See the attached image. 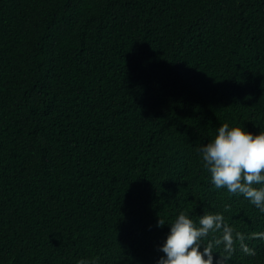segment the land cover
I'll return each mask as SVG.
<instances>
[{
    "label": "trees",
    "instance_id": "16d2710c",
    "mask_svg": "<svg viewBox=\"0 0 264 264\" xmlns=\"http://www.w3.org/2000/svg\"><path fill=\"white\" fill-rule=\"evenodd\" d=\"M240 235L264 264V0H0V264Z\"/></svg>",
    "mask_w": 264,
    "mask_h": 264
},
{
    "label": "clouds",
    "instance_id": "9594fccd",
    "mask_svg": "<svg viewBox=\"0 0 264 264\" xmlns=\"http://www.w3.org/2000/svg\"><path fill=\"white\" fill-rule=\"evenodd\" d=\"M256 173L252 174V177H245L243 180L244 183L253 177H255ZM260 198V197H258ZM248 238H244L243 235H240L238 239L234 242H231L225 246H217L207 250V255L212 260V264H230L225 261L227 256L233 257L235 260V264H252V261H247L246 255L254 256L251 254V245L246 243ZM218 249V252L215 253L213 250Z\"/></svg>",
    "mask_w": 264,
    "mask_h": 264
}]
</instances>
